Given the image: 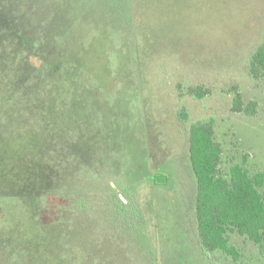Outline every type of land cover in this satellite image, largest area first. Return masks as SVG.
<instances>
[{
  "label": "rangeland",
  "instance_id": "rangeland-1",
  "mask_svg": "<svg viewBox=\"0 0 264 264\" xmlns=\"http://www.w3.org/2000/svg\"><path fill=\"white\" fill-rule=\"evenodd\" d=\"M116 10L117 21L95 19L97 30L68 16L80 63L62 56L56 83L0 54V229L24 222L27 198L14 195L16 186L32 192L44 172L50 193L83 192L63 204L65 235L52 242L73 264H264L236 231L228 238L237 260L200 252L188 156L189 125L211 117L219 172L240 164L264 173V79L247 71L264 42V0H124ZM195 85L210 94L187 95ZM234 85L245 104L256 103L253 115L231 111ZM133 199L142 227L133 223ZM48 200L58 203L52 193ZM49 207L34 225L42 234L53 231L42 222L55 218ZM16 237L0 236V246Z\"/></svg>",
  "mask_w": 264,
  "mask_h": 264
},
{
  "label": "trees",
  "instance_id": "trees-1",
  "mask_svg": "<svg viewBox=\"0 0 264 264\" xmlns=\"http://www.w3.org/2000/svg\"><path fill=\"white\" fill-rule=\"evenodd\" d=\"M123 1L120 3V0H14L7 5L6 0H0V54L19 56L25 68L28 66L33 72L46 70L45 75L56 83L58 73L54 70L59 64L65 63L62 56L73 58L71 63H80L77 51L69 44L71 40H75L77 34L74 36L69 34L74 22L69 20L68 16L75 15V19L90 26L97 22L95 20L97 18L104 22L117 21L120 16L117 14L120 13H116V9L121 7ZM61 22L65 27L60 28L57 25ZM91 28L97 30L96 27ZM62 49H66L64 54ZM247 71L254 80L264 79V42L259 43L251 53ZM210 92L209 88L202 85L188 86L185 90L187 95L198 99ZM231 92L233 94L231 111L244 112L248 115L255 113L256 103L249 101L245 104L236 85L231 88ZM176 117L180 124L186 123L188 118L186 110L180 108ZM214 127V119L211 117L197 120L188 127V156L196 185L194 216L200 252L207 255L219 251L237 260L240 253L228 238V232L236 231L253 242L259 254L264 257V196L260 191L264 185V173H250L242 165L232 164L224 174H221L218 166L222 147L215 140ZM46 177L47 173L39 172L35 188L29 193L21 190L22 185L16 186L18 189L14 195L27 198L20 209L28 214L23 218L24 222L17 226L10 225L5 231L0 229V236H17L12 240L13 245L6 244L11 242L6 239V245L0 246V264H8L6 259L9 255L15 257V264H73L70 259V261L65 259L64 254L62 256L64 251L53 246L52 242L57 243L65 235L61 233L60 227L65 225V214L70 211L63 204L74 200L75 196L83 192L68 190L62 195L55 191L51 192L58 200L56 204L51 203L48 200L51 193L47 191L48 184L44 182ZM5 185L11 189L12 185L4 183L3 187ZM128 196L131 197L130 194ZM43 199L45 203L46 201L49 203L45 208H42V202L40 203ZM132 201L131 205L137 210L136 221L133 223L142 227V211L139 205H136V199ZM48 207L54 210L52 213L55 214V218L42 222H45L43 226L52 223L50 230L53 231L42 234L34 225H37L36 222L40 225L39 214L47 213ZM25 227L30 229L27 230ZM40 236H45L48 240ZM19 241L21 244H18ZM25 245L32 247L26 249Z\"/></svg>",
  "mask_w": 264,
  "mask_h": 264
}]
</instances>
